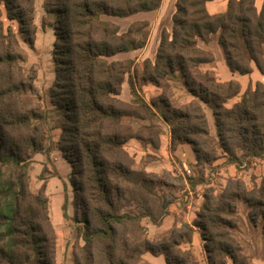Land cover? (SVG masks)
<instances>
[{"label":"trees","instance_id":"1","mask_svg":"<svg viewBox=\"0 0 264 264\" xmlns=\"http://www.w3.org/2000/svg\"><path fill=\"white\" fill-rule=\"evenodd\" d=\"M162 1L45 0L43 4L55 16L51 97L61 119L59 148L72 166L70 181L76 190L73 220L84 241L76 247L75 264H148L143 258L146 252L163 253L169 264H201L193 250L180 247L183 238L192 243L196 228L206 264H228L229 259L232 264H252L232 230L240 219L237 201L243 200L251 208L250 219L261 221L264 237V174L252 189L236 178L220 193L207 190L197 218L185 225L186 231L176 228L158 242L146 235L142 225L144 217L154 224L160 222L148 205H138L137 212L122 211L130 201L127 197L138 187L133 159L124 144L131 138L145 139L141 132L156 125L157 115L166 122L177 120L174 138L190 143L198 161L214 159L216 147L238 169L264 160V82L258 80L241 93L239 81H218L213 72L202 70L201 65L213 58L198 46V40L207 42L211 34L219 33L230 71L251 75L258 69L264 74V0L261 8L256 0H228L226 9L217 13L208 8L211 0H177L172 33L163 30L155 61L143 63V80L160 84L175 79L190 94L212 103L217 139L210 137L200 105L181 110L172 108L166 98L147 102L131 78V67L112 58L144 47L150 27L143 19L122 31L113 18L157 9ZM1 4L8 18L18 22L23 38L33 45L35 0H0ZM2 13L0 7V101L22 85L12 69L10 75L5 69L20 66L23 60L16 32L11 27L5 31ZM126 74L134 96L132 105L120 99ZM237 96L239 100L232 106L225 105ZM8 124L11 121L0 107V264H56L47 183L37 193L31 191V157L23 155L7 136ZM25 125L33 131L27 143L41 150L44 138L37 135L41 126L32 127L29 120ZM67 208L65 194V217L69 216ZM167 208L165 203L162 216Z\"/></svg>","mask_w":264,"mask_h":264},{"label":"rangeland","instance_id":"2","mask_svg":"<svg viewBox=\"0 0 264 264\" xmlns=\"http://www.w3.org/2000/svg\"><path fill=\"white\" fill-rule=\"evenodd\" d=\"M44 1L35 0L37 32L33 45L29 44L19 32L18 22L8 18L5 6L3 4L0 6L5 31L11 27L16 32L23 55V60L19 62L20 66L5 69L7 75H10L12 69L13 76L18 75L22 85L18 91L5 95L4 100L0 101V107L4 116L11 121V125L8 124L6 127L7 136L19 145L23 155L31 157L28 168L31 191L37 193L41 186L47 183L45 193L48 198V212L56 233V264H75L76 247L82 245L84 241L73 220V198L76 190L70 181L72 166L59 148L62 135L61 119L51 97V87L55 79L53 49L56 36L52 26L55 16L46 12L43 7ZM176 2L177 0H165L164 5L161 4L157 9L113 18L120 24L122 31H126L136 20H148L150 27L144 47L120 52L112 58L123 60L131 67V78L136 82L139 94L147 102H160L162 98H166L172 108L181 110L200 105L208 120L210 137L217 139L212 103H205L190 94L182 83L175 79L162 80L160 84L143 80V63L147 59L155 61L163 30L172 33ZM198 46L210 53L209 56L213 58L212 61L201 65L202 70L213 72L218 81L238 79L237 81L242 84L241 93L249 85L254 87L258 80L264 82V75L258 70L243 77L237 72V79L231 78L224 51L219 44V33L211 34L207 42L198 40ZM128 79L129 75L126 74L120 99L132 105L134 96ZM239 97L227 100L225 105L232 106ZM26 115L28 117L25 118ZM25 120H29L32 127L41 126L38 128L39 131L37 129V135L44 138L41 150H35L27 143V137L32 130L27 128ZM154 121L156 125L141 132L145 139L131 138L124 144L133 159L132 169L136 172L138 187L132 196L127 197L130 201L122 209V211L137 212L138 205L143 203L152 209L153 215L160 222L154 224L150 217L142 219L146 235L151 240L158 242L170 236L172 230L176 228L186 231L185 225L192 224L197 218L207 190L220 193L228 186L230 179L236 178L241 179L247 189L260 184L264 174V160H256L239 169L236 167L237 172L231 174L229 166L236 165L228 161V157L220 148L216 147L213 151L214 159L198 161L190 143L174 138L172 129L177 125V120L166 122L160 114L154 118ZM45 167L47 170L43 171ZM65 194L68 197V217H65L63 209ZM165 203L168 204V213L162 216V206ZM250 211L251 208L246 202L237 201V213L240 219L237 227L232 231L252 264H264L261 221L258 219L254 223L249 217ZM180 247L193 250L201 264H206L205 251L200 245L199 236H195L192 243L187 238H183ZM143 258L148 264H169L163 253L146 252ZM228 264H232L230 259Z\"/></svg>","mask_w":264,"mask_h":264},{"label":"crops","instance_id":"3","mask_svg":"<svg viewBox=\"0 0 264 264\" xmlns=\"http://www.w3.org/2000/svg\"><path fill=\"white\" fill-rule=\"evenodd\" d=\"M262 2H263V0H256V5H257V7L258 8H261V5H262ZM164 3H165V0H163V2H162V6L164 5ZM227 3H228V0H211L209 3H208V8H209V10L212 12V13H215V12H221V11H224L225 9H226V6H227ZM258 4H260V5H258ZM139 13H141V12H139ZM139 13H136V14H139ZM255 70H258V69H255ZM255 70H254V72H255ZM229 71H230V69H229ZM259 71V70H258ZM253 72V73H254ZM236 73L237 72H232V71H230V74L232 75V77L231 78H233V79H237V75H236ZM242 77L243 76H246V75H242V74H240ZM262 75H264V74H262ZM230 80V79H229ZM238 80V79H237ZM242 85V84H241ZM229 168H230V173L231 174H235L236 172H237V168H236V166H234V165H230L229 166ZM190 206V205H189ZM195 236H199V240H200V245L203 247V240H202V238H201V235H200V230L198 229V228H196L195 229V232H194V238H195ZM155 258V257H154ZM205 262H206V260H205ZM157 264V263H156Z\"/></svg>","mask_w":264,"mask_h":264}]
</instances>
